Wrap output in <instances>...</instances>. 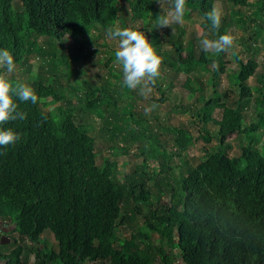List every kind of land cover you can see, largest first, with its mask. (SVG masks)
<instances>
[{"label":"trees","instance_id":"obj_1","mask_svg":"<svg viewBox=\"0 0 264 264\" xmlns=\"http://www.w3.org/2000/svg\"><path fill=\"white\" fill-rule=\"evenodd\" d=\"M219 1L237 17L243 31L255 24L250 39L256 41L263 35L264 40V0H186L184 17L196 18L201 28L211 31L212 39H218L228 34L230 15H221L216 31L205 13ZM170 2L174 4V0ZM159 4L158 0H0V49L13 54L16 67L28 65L33 54L51 67L44 72L41 67L34 77L37 104L16 101L27 118L0 125V129L10 127L21 133L16 144L0 147V221L13 225L20 239V247L0 245L6 264H27L31 259L34 264H154L155 257L159 264H264V155L256 146L264 126V72L256 77L253 89L249 79L259 67L255 58L243 62L239 54L234 55L238 100L230 105L216 86L228 71L225 51L209 56L200 45L202 34L185 42L187 22L178 27L177 35L170 33L176 50L164 53L162 65L187 74L184 87L192 95L200 92L204 100L197 116L204 124L217 126L219 141L202 163L175 180L170 163L192 147L194 137L189 131L169 130L177 152L155 150L146 131L138 134L129 125L118 126L123 91L96 89L92 95L98 100L86 102L87 109L105 125L106 138L120 143L114 150L129 156L136 143L148 146L142 155L143 166L119 181L117 164L107 160L98 166L96 141L76 122L72 97L83 103V89L70 87L71 97L64 95L55 69H71L70 38L81 55L88 56L91 43L102 40L107 45L109 28H127L129 18L149 24L151 16L161 14ZM152 26L153 36L158 37L157 24ZM45 72H52L50 80L46 81ZM202 73L210 74L206 83L212 88L210 97ZM160 78L154 87L162 92L165 84ZM10 80L19 83L13 77ZM102 99L107 100L105 106ZM251 104L257 108L258 118L248 124L246 111ZM111 108L113 113L106 116ZM217 110H222L220 120L213 118ZM127 116L138 125L134 113ZM234 133H244L248 143L238 157L230 158L226 140ZM201 138L211 143L208 133ZM155 142L161 146L157 139ZM150 183L160 192L161 210L154 211L150 203ZM128 201L135 205L130 213L124 208ZM142 206L148 208L144 228L138 236L120 240L118 230L133 222ZM46 234L53 237V249H46L42 239ZM156 235L159 240L154 241Z\"/></svg>","mask_w":264,"mask_h":264},{"label":"rangeland","instance_id":"obj_2","mask_svg":"<svg viewBox=\"0 0 264 264\" xmlns=\"http://www.w3.org/2000/svg\"><path fill=\"white\" fill-rule=\"evenodd\" d=\"M253 0H251L252 2ZM163 5L159 4L161 14L168 15L173 9L170 0H160ZM128 8L127 4H125ZM221 12L222 16L228 18L229 7L224 6L222 1L217 3V7ZM241 12L247 16L245 9H241ZM160 14V15H161ZM229 24L228 34L232 35L233 45L231 48L225 51V59L228 62V71L223 74L219 80L216 82L218 91L227 96V103L232 105L238 100L237 88L235 87L236 79V63L235 54H239L243 62H246L249 58H255L258 62L259 67L255 74L249 79V85L254 89L257 86L256 77L264 72V40L263 35L257 36L256 41L250 39L252 34L256 31L255 24H250L247 31H243L242 24L238 21L237 17L231 16ZM156 16H151L149 18V24L141 21H132L130 18L127 22V28L140 31L145 34L150 43L153 44L154 50L157 55L163 56L166 52H173L176 50V41L172 39L171 34L177 35L180 25L184 22L188 24V30L185 34V42L189 41L192 36H197L202 34L204 38L212 39V33L207 28L203 29L200 26L199 21L196 18H189L184 20L182 23H176L171 21L169 16L170 24L168 27L157 28L159 34L158 37L153 36L152 28L155 24ZM145 27H147L145 29ZM179 27V28H178ZM96 35V34H94ZM41 43L42 40H40ZM251 44L252 47L248 48L246 45ZM69 48L73 59H71V69L66 67L58 66L55 69L56 74L61 78V84L65 88L64 95L66 97H71L68 94L70 87H81L83 91L81 92V97L84 100L83 103L77 102L75 98L72 97L73 103L76 108V122L83 125L89 130L91 137L96 141V153L98 159V166L105 164L107 160H110L117 164V173L119 181H122V177L126 174L134 172L135 169H139L143 166L145 158L142 156L147 151L148 146L146 142H138L132 148V154L125 156L122 154L121 150H114V148H119L120 143L113 144L106 138V135L102 132L105 125H102L101 120L96 115V113H90L87 109L86 102L92 104L93 101L98 100L97 97H93L92 93L100 87H105L108 90H115L122 92V100L119 101V110L117 124L120 128H126L129 125L130 130H134L136 133L141 134L146 131V137L149 144L155 150L167 151L168 153L177 152L174 148L173 138L174 135L169 131L173 128H185L194 137L192 147L189 151L182 155H175L170 166L172 168V180L178 179L182 173L186 172L188 169L196 168L205 159L208 151H212L213 148L218 147L219 141L217 139V126L213 123L204 124L200 121L197 114L202 110L203 99L201 93H196L195 95L190 94V91L184 87V83L187 77L185 72L177 71L167 65L160 66V77L165 84V89L160 92L156 87H153L151 94L145 97L139 93V89H129L123 84V69L121 64L116 61L115 53L119 47L118 39H110L108 37L107 45L104 41L98 40L96 43L90 44L89 55H81L80 48L76 45V41L69 39ZM46 47V46H45ZM48 48V47H47ZM88 52H86L87 54ZM209 56L218 55L214 51L208 52ZM113 58V59H111ZM29 66V67H28ZM48 63L46 60L43 61L42 58H38L33 54L30 59H28V65H19L15 70L8 74V78H15L20 84H26L32 88V83L34 77L41 73V67H44L42 72L48 68ZM50 67V66H49ZM213 68V65H211ZM51 68V67H50ZM2 74L6 73V69H2ZM46 81L52 78V72L46 74L43 73ZM210 78L209 73H202V80L205 83V93L207 97L212 95V88L207 83ZM125 89V90H123ZM85 90V91H84ZM90 92H87V91ZM164 92V94H163ZM99 98H101L99 96ZM165 98V100H164ZM164 103H160L161 101ZM102 104L105 106L107 104L106 99H102ZM113 108L108 113H113ZM247 123L251 124L258 118L257 108L251 104L249 109L246 111ZM128 113H134L138 120L133 122L131 117H128ZM116 117L115 114L112 115ZM222 117V110H217L213 114V118L220 120ZM128 121V124H127ZM206 133L209 134L211 138V143L207 144L204 139ZM259 141L256 146L264 155V126L261 127L258 132ZM104 137V139H103ZM152 137V138H151ZM155 139L160 142L161 146L156 144ZM227 145L231 151L229 152V157H238L241 152V148L248 143V138L244 133H234L227 137ZM124 145V144H123ZM131 145V144H130ZM125 146V145H124ZM163 147V148H161ZM139 153V154H138ZM146 155V154H145ZM153 165L154 163L151 162ZM158 167V164H155ZM149 189L151 191L152 197L150 203L153 206V210H161L158 203L159 200V190L153 184H149ZM165 201H169L168 197H164ZM135 205L132 201L125 202L124 208L126 212L130 213L134 209ZM148 215V208H141V214L134 217L133 222L126 224L124 227L118 230V238L120 240H129L132 235L139 234V231L144 228V217ZM44 242L46 244V249L50 250L51 247H55V242L53 237L49 234L43 236ZM154 241L159 240L156 235L153 237ZM8 244V243H5ZM10 246H8L9 248ZM1 248V247H0ZM4 251V250H3ZM4 253H8V250ZM154 264H159V259L155 257Z\"/></svg>","mask_w":264,"mask_h":264},{"label":"clouds","instance_id":"obj_3","mask_svg":"<svg viewBox=\"0 0 264 264\" xmlns=\"http://www.w3.org/2000/svg\"><path fill=\"white\" fill-rule=\"evenodd\" d=\"M158 2L161 4L160 0ZM186 0H174L172 11L168 15H158L155 19L157 28L168 27L171 21L182 23L185 15ZM163 9V5L161 4ZM211 28L218 31L221 26V12L215 7L205 13ZM107 35L110 39H118L119 47L115 53L116 61L123 69V84L129 89H139V93L148 97L156 80L160 75L162 57L157 55L153 44L149 42L144 33L131 28H109ZM233 36L220 35L218 39L204 38L200 45L205 52L214 51L220 53L228 50L233 45ZM0 68L6 69V73L0 74V125L11 121L25 120L27 114L19 110L16 102L38 103L39 97L35 90L26 84H13L8 78L15 68L14 56L8 49H0ZM21 139V133L14 129H0V147L6 148L16 144Z\"/></svg>","mask_w":264,"mask_h":264},{"label":"flooded vegetation","instance_id":"obj_4","mask_svg":"<svg viewBox=\"0 0 264 264\" xmlns=\"http://www.w3.org/2000/svg\"><path fill=\"white\" fill-rule=\"evenodd\" d=\"M5 243H8V244H5ZM0 245L3 246L4 248L6 247L7 249H8V246H11V245H16V247H20V239L15 233V227L13 225L4 223L2 221H0ZM38 245H40L41 249L44 248L43 246H41L40 243H38ZM7 249L5 250L7 251ZM51 249H53V247H51ZM7 262H8L7 260L5 261L1 259V256H0V264H6ZM27 264H34V260L31 259V261Z\"/></svg>","mask_w":264,"mask_h":264},{"label":"water","instance_id":"obj_5","mask_svg":"<svg viewBox=\"0 0 264 264\" xmlns=\"http://www.w3.org/2000/svg\"><path fill=\"white\" fill-rule=\"evenodd\" d=\"M72 256H73V257H76V255H75V254H72Z\"/></svg>","mask_w":264,"mask_h":264},{"label":"crops","instance_id":"obj_6","mask_svg":"<svg viewBox=\"0 0 264 264\" xmlns=\"http://www.w3.org/2000/svg\"><path fill=\"white\" fill-rule=\"evenodd\" d=\"M180 264H183V263H180Z\"/></svg>","mask_w":264,"mask_h":264}]
</instances>
